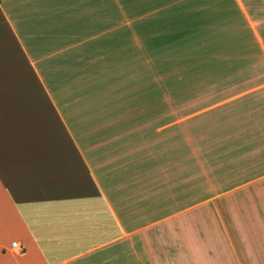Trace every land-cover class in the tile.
<instances>
[{
    "label": "crops",
    "instance_id": "obj_1",
    "mask_svg": "<svg viewBox=\"0 0 264 264\" xmlns=\"http://www.w3.org/2000/svg\"><path fill=\"white\" fill-rule=\"evenodd\" d=\"M206 1L0 0V264H264V82L244 75L252 15L225 0L209 30ZM205 45L226 77L203 83L199 118L221 120L209 142L180 138L185 122L138 127L154 119L132 106L148 104L154 70L197 63Z\"/></svg>",
    "mask_w": 264,
    "mask_h": 264
},
{
    "label": "rangeland",
    "instance_id": "obj_2",
    "mask_svg": "<svg viewBox=\"0 0 264 264\" xmlns=\"http://www.w3.org/2000/svg\"><path fill=\"white\" fill-rule=\"evenodd\" d=\"M209 1L212 2L210 3ZM243 1L247 3V7L252 15L250 21L251 29L243 31L244 42L248 44V48L246 49L247 54L245 55L246 65L244 75L252 82L253 80L264 82V0ZM206 2L209 10H204L203 22L205 25L210 24L211 19L218 18V21L224 20L225 9L228 7L225 0H207ZM215 2L220 7H214V10L210 9V5L215 4ZM198 27L199 29L202 28L201 25L197 26V29ZM209 27V30L213 28L211 24ZM199 49L202 51L197 55V63L192 62L193 60H188L181 65L174 64L171 61L172 63L169 64V67L166 66L165 71L154 70L153 88L147 89V95H149L148 104L144 102V99L138 98L139 102L137 105H132L133 110L137 112L147 111L154 119L153 121L150 119H138L135 121L138 127L144 128L148 125L156 129L165 123H170L169 127H178V125L185 122L184 127L183 124L180 126L182 131H184V136L180 135V138L191 141L195 139L196 145H203L209 142L210 136L208 132L210 128L220 126L221 120H217L216 118L213 120L199 118V111L206 110L210 104L206 99L212 90L208 86L205 87L204 85L207 84L203 83L209 81L211 75L216 82H224L226 77L224 70L221 71L224 62L220 61V58L217 59V55H214L213 58L211 57L208 52L209 45H205ZM174 61L177 62L176 60ZM235 75H232V77ZM199 83H202V85L199 86ZM198 95L200 97L197 98ZM122 110L124 111L125 108H122ZM165 113H168L169 116H163ZM174 122L175 124H173ZM167 137L170 139L177 138L174 135ZM185 146L187 151L186 157L188 159L190 157L188 141H186ZM207 156L208 153L197 158V199L207 194L209 190L208 170L206 168L203 169Z\"/></svg>",
    "mask_w": 264,
    "mask_h": 264
},
{
    "label": "built area",
    "instance_id": "obj_3",
    "mask_svg": "<svg viewBox=\"0 0 264 264\" xmlns=\"http://www.w3.org/2000/svg\"><path fill=\"white\" fill-rule=\"evenodd\" d=\"M12 246H13V247H16V242H13V243H12ZM19 250L22 251V248L20 247Z\"/></svg>",
    "mask_w": 264,
    "mask_h": 264
}]
</instances>
